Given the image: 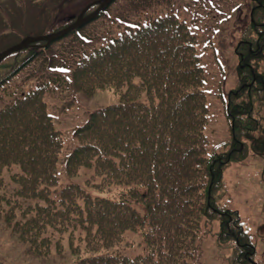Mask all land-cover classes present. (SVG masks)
<instances>
[{"label": "trees", "instance_id": "trees-1", "mask_svg": "<svg viewBox=\"0 0 264 264\" xmlns=\"http://www.w3.org/2000/svg\"><path fill=\"white\" fill-rule=\"evenodd\" d=\"M259 1L240 47L241 85L226 107L233 139L222 151L209 148L208 76L197 39L178 16H159L75 57L73 80L85 94L127 88L121 103L93 111L77 129L79 143L66 160L75 182L61 184L65 137L44 101L47 92L68 89L64 76L9 91L11 101L0 107V216L35 254L63 253L66 241L74 264H195L201 221L218 219L219 243L234 248L231 263L259 264L239 212L218 201L231 161L247 156L250 146L264 157ZM34 47L12 56L9 78L42 52ZM135 231L147 253L130 257L123 250Z\"/></svg>", "mask_w": 264, "mask_h": 264}, {"label": "rangeland", "instance_id": "rangeland-1", "mask_svg": "<svg viewBox=\"0 0 264 264\" xmlns=\"http://www.w3.org/2000/svg\"><path fill=\"white\" fill-rule=\"evenodd\" d=\"M94 1L96 0H0V53L27 36L47 35L68 27ZM261 4L262 1L259 0L257 3L252 0L115 1L105 14L83 26L79 34H70L53 43L51 48H43L46 50L39 54L38 60L17 72L6 86L1 83L0 107L11 100L8 94L12 87L18 85L27 88L31 81L39 85L49 77L53 80L56 72H51L49 66L62 64L57 59L58 56L64 57L62 54L71 50L94 49L125 35L131 29L149 24L156 15L165 16L173 12L181 16L198 40L197 53L202 56L209 78V114L205 134L209 148L217 150V147L232 139V125L226 112L227 95L229 91L239 88L241 83L240 45L246 37H250L248 29L253 6L255 8ZM93 10L95 8L90 12ZM262 12L264 13V8ZM183 20L181 21L184 22ZM37 47L42 48H34ZM86 53L87 51L83 54ZM65 59L69 60L68 64L74 63L68 57ZM260 61L259 72L264 74V53ZM14 64L15 57L0 64V82L5 74L16 68L13 67ZM70 85L71 80L68 83L69 90L62 100L56 99L54 90L45 94L49 105L47 111L55 118L54 126L65 136L66 149L59 162L62 185L76 181L68 176L66 168L68 155L79 143L75 130L85 123L93 111L122 102L121 95L112 90L85 95L73 91L69 88ZM225 148L228 151L229 148ZM223 178L224 185L222 184V191H219L218 201L227 208L240 212L245 229L257 245L258 254L255 258L260 264H264V157L250 149L247 156L231 162L225 168ZM2 180L7 185L6 191L11 194L8 174H4ZM218 231V221L201 228L197 238V264H230L228 257L232 248L219 246ZM125 245H128L125 250L128 256L147 253V244L139 232H129ZM65 248L63 253L54 249L47 257L39 256L7 223L5 217L0 216V264H74L77 257L66 241Z\"/></svg>", "mask_w": 264, "mask_h": 264}, {"label": "water", "instance_id": "water-1", "mask_svg": "<svg viewBox=\"0 0 264 264\" xmlns=\"http://www.w3.org/2000/svg\"><path fill=\"white\" fill-rule=\"evenodd\" d=\"M114 0H99L93 4H100L99 8L92 13L91 15H88L86 17H84V14L86 13V11L88 10V8H90L93 4L89 5L83 12L82 14L79 16V18L77 19V21L75 23H73L71 26H69L68 28L61 30L57 33H53L50 35H46V36H39V37H26L21 43L7 49L6 51L2 52L0 54V62L5 59L7 56H9L10 54L20 51L23 48L29 46L32 43L35 42H39V41H48L51 42L53 40H56L58 38H61L62 36H64L65 34L71 32L72 30L81 27L83 24L89 22L90 20H92L95 16L98 15V13L100 11H102L103 9H105L111 2H113Z\"/></svg>", "mask_w": 264, "mask_h": 264}]
</instances>
